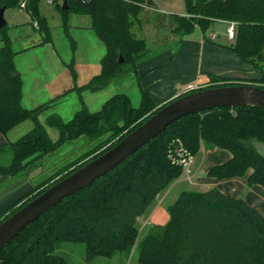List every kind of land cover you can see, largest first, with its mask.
I'll list each match as a JSON object with an SVG mask.
<instances>
[{"label":"trees","instance_id":"1","mask_svg":"<svg viewBox=\"0 0 264 264\" xmlns=\"http://www.w3.org/2000/svg\"><path fill=\"white\" fill-rule=\"evenodd\" d=\"M39 0H28L26 10L33 26L50 42V27L39 12ZM65 1L67 8H63ZM19 0H0L5 9L19 6ZM67 28L69 15L90 18L93 33L105 46L100 71L83 90H101L123 72L135 69L138 58L148 52L143 37L131 29L139 22L145 6L154 0H52ZM175 32L192 33L197 27L206 32L216 21L234 23L229 44L236 56L251 63L260 77H222L210 75V83L186 92L218 85L252 83L264 88V0H185V11L175 14ZM0 28V133L6 134L19 123L32 119L28 132L9 143L11 163L0 164V174L15 176L30 161L61 146L68 139L85 135L98 139L95 146L77 157L45 181L33 185L27 194L0 213V222L48 186L76 170L117 143L131 129L159 107L148 91L139 87L141 98L133 107L128 95L115 94L100 109L89 112L83 105L69 120L56 113L46 122L59 131L50 139L38 116L59 95L34 107L22 104L23 82L14 63L15 51L7 33ZM122 55L119 63L118 57ZM72 60L68 64L72 65ZM183 95V94H182ZM181 96V95H180ZM171 100V99H170ZM169 102V101H168ZM167 103V102H166ZM182 143L194 155L201 144L227 150L231 157L212 164L206 174L216 179L245 176L247 184L264 188V107L221 106L185 115L148 140L121 163L77 192L64 197L47 212L32 220L0 251V264H70L54 253L64 241L84 243L87 260L111 257L118 251L130 253L138 238V218L153 204L158 193L182 174L183 166L170 156V147ZM169 220L153 225L138 246L141 264H264V215L243 198L219 188L182 190L167 207Z\"/></svg>","mask_w":264,"mask_h":264},{"label":"rangeland","instance_id":"2","mask_svg":"<svg viewBox=\"0 0 264 264\" xmlns=\"http://www.w3.org/2000/svg\"><path fill=\"white\" fill-rule=\"evenodd\" d=\"M154 2L157 4V8L149 10L145 7L141 11L145 21L146 18L149 20L146 23L148 25L146 31L143 29L139 31V36L142 37L145 34L147 45L153 50L165 48L167 45L176 47L177 42H174V39H178V37L172 35L169 27L171 23H175L174 15L185 11V0H154ZM38 4L40 14L44 15L50 27L52 36L50 42L42 41L43 35L33 26L26 8L22 9L16 6L5 9L4 19L8 26V36L11 37L12 49L16 52L15 67L24 82L22 100L24 107L43 104L73 87L51 101L50 105L44 108L38 116L40 123L47 129L50 139L55 141L59 137L58 129L46 122L47 117L52 113L60 115L64 120H69L75 111L83 105L89 112L95 111L100 109L107 99L121 93L128 95L131 105L137 107L141 94L138 79H136L133 70L121 73L101 90H83L79 95L75 87L86 84L91 76L100 71L99 60L105 54V46L93 33L90 27V18L87 16L77 13L70 14L65 31L63 19L54 4L47 0H39ZM228 24L229 22L216 21L204 33L208 36L213 32L211 35L212 37L217 35L216 41L220 40L226 44L232 40L227 37ZM201 33H203L202 30L196 28L193 35ZM73 57L76 60L69 67L68 63ZM62 61L65 62V65ZM135 94H138V100H135ZM33 124L32 119L25 120L6 134L0 133V164L11 163L12 150L9 143L28 132ZM97 142L98 139L91 141L85 135L65 140L57 149L31 160L27 168L18 174L26 176L32 186L36 185L62 168H66L68 164L77 160L78 156L92 149ZM257 147L264 153L263 145L258 144ZM223 150L227 152V150ZM211 153H216V148L202 145L201 149L193 155L194 158L189 164L190 180L186 179L185 173L182 172L177 181L171 182L167 189L160 192L153 205L138 220L140 224L138 238L130 253L118 251L111 257L97 256L93 260H87L84 243L70 241L58 244L54 253L65 256L70 264H141L137 260L139 243L151 226L164 225L169 220L167 207L172 204L177 195L187 188L203 190L215 187L214 185L209 187L197 185L205 167L223 161L222 157H218L216 160L212 159L209 155ZM204 175L206 176V173ZM222 186L220 188H224ZM259 187L264 189L262 186ZM248 188L249 185L245 184V187L235 195L242 197ZM160 198H162V202L156 206ZM154 208L156 211H153Z\"/></svg>","mask_w":264,"mask_h":264},{"label":"crops","instance_id":"3","mask_svg":"<svg viewBox=\"0 0 264 264\" xmlns=\"http://www.w3.org/2000/svg\"><path fill=\"white\" fill-rule=\"evenodd\" d=\"M145 7L149 10L155 9L157 8V4L155 3L154 6ZM141 11L139 13V22H135L131 27L132 31L138 36L139 31H142V29L146 31L148 26L146 23H148L149 20V18H146L145 21L144 17L141 15ZM175 25L176 22L171 23L169 31H171L172 35L178 37V39H174V42H177L176 47L167 45L165 48L153 50L147 45L144 34V37H142L149 50L135 62L134 73L136 79H138V86L148 91L157 105L166 103L170 99L184 94L186 88L189 86L199 88V86L209 84L210 75L229 78L260 77L259 72L251 63L236 56L230 48L225 46L224 42L220 40L216 41L215 38L217 39V35L212 37L211 34L213 32L206 36L202 31L203 33L195 36L193 35L195 29L190 34L173 31ZM229 42L226 44H229ZM75 60L76 58L73 57L72 62L74 63ZM62 63L65 65V62L62 61ZM23 89L24 82L22 87V98ZM135 100H138V94H135ZM202 145L203 144H201L200 149ZM209 155H211V158L214 160L218 157H222L223 161L231 157L228 151L226 152L219 148H216V153H211ZM193 158L194 156L192 160ZM209 166L205 167L202 171V177H199L197 185H204L206 187L214 185L216 188L232 196H234L236 192H240L245 187V184L249 185V188L241 198L248 204L255 206L262 215H264V189L259 187L261 186L260 184H247V178L252 169H249L245 176L216 179L209 177L207 174L206 176L204 175ZM177 180L176 178L173 181ZM221 185H223L222 187L224 188H220ZM31 187L32 185L26 176H22L21 174H15V176L0 174V213L21 196L27 194ZM159 194L160 193L157 194L156 198ZM160 202H162V198L158 200L156 206L160 204ZM155 208L153 211H156Z\"/></svg>","mask_w":264,"mask_h":264},{"label":"water","instance_id":"4","mask_svg":"<svg viewBox=\"0 0 264 264\" xmlns=\"http://www.w3.org/2000/svg\"><path fill=\"white\" fill-rule=\"evenodd\" d=\"M63 8H67L65 1ZM5 7L0 6V28L6 24ZM119 63L122 55L118 57ZM264 107V88L252 83L218 85L205 87L194 92H186L159 107L152 115L144 119L136 128L131 129L116 144L92 160L79 166L76 170L48 186L42 193L31 198L14 213L0 222V251L17 233L32 220L79 189L90 185L108 170L124 161L148 140L164 131L176 120L185 115L221 106Z\"/></svg>","mask_w":264,"mask_h":264},{"label":"built area","instance_id":"5","mask_svg":"<svg viewBox=\"0 0 264 264\" xmlns=\"http://www.w3.org/2000/svg\"><path fill=\"white\" fill-rule=\"evenodd\" d=\"M49 3H52V0H47ZM28 0H19V7L22 9H25L27 6ZM53 4V3H52ZM35 26L38 25V22L35 20L33 22ZM234 23L229 22L228 27H227V37L228 38H233L234 36ZM197 88L195 86H189L186 88V91L190 89ZM170 156L177 162H180L183 166L182 171L185 173L186 179L191 178V171L189 170V164L192 160L193 155H190L184 148L182 143L178 140V144H175L174 146L170 147Z\"/></svg>","mask_w":264,"mask_h":264}]
</instances>
